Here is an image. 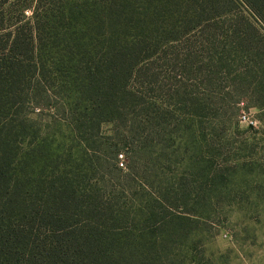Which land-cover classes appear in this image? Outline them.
Listing matches in <instances>:
<instances>
[{
    "label": "trees",
    "instance_id": "16d2710c",
    "mask_svg": "<svg viewBox=\"0 0 264 264\" xmlns=\"http://www.w3.org/2000/svg\"><path fill=\"white\" fill-rule=\"evenodd\" d=\"M12 1L0 264H184L215 203L201 187L238 165L221 133L263 81L264 0Z\"/></svg>",
    "mask_w": 264,
    "mask_h": 264
},
{
    "label": "rangeland",
    "instance_id": "374dc122",
    "mask_svg": "<svg viewBox=\"0 0 264 264\" xmlns=\"http://www.w3.org/2000/svg\"><path fill=\"white\" fill-rule=\"evenodd\" d=\"M27 3L34 5L35 0ZM25 14L31 16L29 7ZM247 81L254 92L241 98L240 121L233 118L232 126L221 133L229 167L238 165L225 184L201 187L215 203L204 221L193 223L199 231L197 242L188 245L185 236L179 245L178 259L184 264H264V75L259 87L255 79ZM103 130L110 133V124Z\"/></svg>",
    "mask_w": 264,
    "mask_h": 264
},
{
    "label": "built area",
    "instance_id": "2783aa9c",
    "mask_svg": "<svg viewBox=\"0 0 264 264\" xmlns=\"http://www.w3.org/2000/svg\"><path fill=\"white\" fill-rule=\"evenodd\" d=\"M243 116V115H242ZM243 120L245 121L246 120V117L245 116H243ZM249 123H251V124H255L256 122L254 121V120H249Z\"/></svg>",
    "mask_w": 264,
    "mask_h": 264
}]
</instances>
